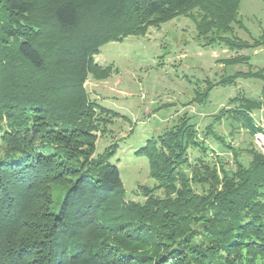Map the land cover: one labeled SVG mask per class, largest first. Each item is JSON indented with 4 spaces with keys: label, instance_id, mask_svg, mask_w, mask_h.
I'll return each instance as SVG.
<instances>
[{
    "label": "trees",
    "instance_id": "16d2710c",
    "mask_svg": "<svg viewBox=\"0 0 264 264\" xmlns=\"http://www.w3.org/2000/svg\"><path fill=\"white\" fill-rule=\"evenodd\" d=\"M239 2L0 0L1 138L8 144L0 159V264H264V153L251 150L248 162L235 159L233 167L191 158V149H210L184 115L141 148L155 187L169 195L103 207L122 181L112 154L93 160V122L80 105L100 47L153 23L188 16L207 43L248 46L223 35L233 32ZM240 73L264 77L237 71L223 82ZM228 104L214 120L244 119L254 130L251 114L264 99Z\"/></svg>",
    "mask_w": 264,
    "mask_h": 264
},
{
    "label": "rangeland",
    "instance_id": "374dc122",
    "mask_svg": "<svg viewBox=\"0 0 264 264\" xmlns=\"http://www.w3.org/2000/svg\"><path fill=\"white\" fill-rule=\"evenodd\" d=\"M232 30L223 35L249 45L207 43L198 36L194 21L179 15L153 23L137 35L109 41L92 56V72L83 83L86 97L80 105L93 122V160L102 153L112 154L108 162L117 166L123 186L103 207H112L121 197L143 204L146 194L169 195L155 187L157 181L141 148L168 132L184 115L210 149L203 153L191 149V158H203L210 167L224 161L233 167L235 159L248 162L251 150L264 153V107L251 114L254 130L244 119L214 120L218 110L233 106L228 104L230 98L264 99V77L240 73L233 81L223 82L237 71L264 75V0H240ZM6 123L0 116V159L7 152L8 144L1 138ZM209 127L232 148L210 135ZM181 169L188 171L184 165ZM59 187L52 188L55 197ZM206 190L199 187L198 191Z\"/></svg>",
    "mask_w": 264,
    "mask_h": 264
}]
</instances>
